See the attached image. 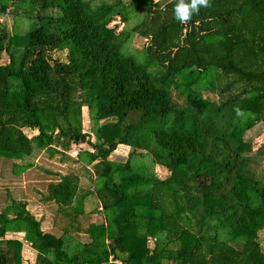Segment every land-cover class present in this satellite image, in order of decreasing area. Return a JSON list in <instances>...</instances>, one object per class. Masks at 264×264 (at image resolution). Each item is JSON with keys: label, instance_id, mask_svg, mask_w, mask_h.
Here are the masks:
<instances>
[{"label": "trees", "instance_id": "trees-1", "mask_svg": "<svg viewBox=\"0 0 264 264\" xmlns=\"http://www.w3.org/2000/svg\"><path fill=\"white\" fill-rule=\"evenodd\" d=\"M22 1L0 0V157L19 176L42 149L86 143L76 158L97 182L77 196L79 174L60 177L44 198L56 213L38 217L4 177L0 264H22L23 242L32 264H264V143L247 138L264 123V0H210L186 24L177 0ZM145 5L116 35L107 27ZM19 10L28 30L7 32ZM133 34L146 41L139 52L127 49ZM119 145L123 162L109 159H122ZM89 194L100 223L83 208Z\"/></svg>", "mask_w": 264, "mask_h": 264}, {"label": "rangeland", "instance_id": "rangeland-1", "mask_svg": "<svg viewBox=\"0 0 264 264\" xmlns=\"http://www.w3.org/2000/svg\"><path fill=\"white\" fill-rule=\"evenodd\" d=\"M101 0H96V3H98ZM155 0H152V2ZM166 1V0H161ZM15 2V1H14ZM18 6L20 8H23L26 6V2H23L22 0H16ZM124 3H127L126 0H124ZM146 5L143 7H140L136 12L132 11L131 9L128 10V24H126L119 15H115L111 17L107 22V27H109L110 31L113 34H117L118 31L122 28H125L135 22H137L142 15L145 13ZM8 19V20H7ZM6 19V30L7 32L13 33H24L28 30L31 19L29 16L25 15L23 12L19 10L18 15L9 16ZM145 39H143L141 36L133 34L130 38L129 44H127V49L129 51H141L143 50L145 46ZM53 57H57L59 59L64 57V53L61 54H53ZM138 60L142 61L140 55L138 54ZM7 61V57L4 54H1L0 62L5 63ZM207 93V92H206ZM205 96H209L211 98H216L215 94L207 93ZM81 114H82V129L86 132L89 131L91 125L93 124L91 119V112L85 107L82 106L81 108ZM251 133L247 136V138L250 140L252 147L254 149L258 148L259 145L264 143V123L259 122L256 123L252 129ZM24 132L30 136L36 133V130H28L24 129ZM92 140V139H91ZM126 146V145H125ZM124 145H119L117 149L122 150ZM87 149L88 145L86 143L81 144H70L69 149L63 153H49L47 149L40 150L37 154H34L33 156H30L27 158V161L32 164L31 167L21 171L19 176H11V166L10 163L5 161V158L0 157V168L2 167V176L1 178V184H0V201L1 198L5 199L4 201L9 202L10 198L6 197V192L4 188L5 180L4 177H7L9 180V194L11 197H13L16 200L23 199L28 201V208L31 212L35 213L38 217L42 216L43 214L47 216L48 215H54L57 208V203L52 200H45V196L49 195V184L51 183H58L60 177L69 175H75L76 173L79 174L78 183L80 191L77 194L80 195L84 192V188L92 189L94 188V184L97 182V178H93L92 183H88L85 177L82 176V173L80 172L81 168L78 163V161H75L76 152L79 149ZM125 154L121 158L117 157V155H112L109 157V159L117 162H123L124 156L126 155L128 148L126 146ZM146 167V164L148 162L147 156L144 155V157H141L139 159ZM17 163L20 161L15 160ZM150 169H153L155 175L158 177H162L165 174L164 168L161 166L155 165L151 166L148 165ZM261 167V166H260ZM261 168L258 167L256 169V172L258 173ZM91 190V191H92ZM89 190V193L91 192ZM2 196V197H1ZM6 197V198H4ZM83 208L88 212L90 221L93 223H100L102 220V212L99 208V204L97 205V201L95 198L92 197V195H83ZM77 198L74 197V199L71 200V203H76ZM6 202V203H7ZM6 204H2L0 202V209L4 207ZM43 215V216H44ZM45 230L51 231V233H57L56 229H53L51 226H45ZM59 233V232H58ZM77 238L80 241L85 240L84 234H78ZM160 245L164 247H172L177 248L178 243H169L161 239ZM148 244H151V240H148ZM35 256V251L29 246L27 242H23V246L21 248V263L22 264H32Z\"/></svg>", "mask_w": 264, "mask_h": 264}, {"label": "clouds", "instance_id": "clouds-1", "mask_svg": "<svg viewBox=\"0 0 264 264\" xmlns=\"http://www.w3.org/2000/svg\"><path fill=\"white\" fill-rule=\"evenodd\" d=\"M211 7L210 0H177L174 16L181 24L188 23L193 15H198L201 8Z\"/></svg>", "mask_w": 264, "mask_h": 264}, {"label": "crops", "instance_id": "crops-1", "mask_svg": "<svg viewBox=\"0 0 264 264\" xmlns=\"http://www.w3.org/2000/svg\"><path fill=\"white\" fill-rule=\"evenodd\" d=\"M126 151V146L124 145V147L122 148V150L119 149V154H124ZM75 161H77V158L75 157ZM78 163L80 164V162L78 161Z\"/></svg>", "mask_w": 264, "mask_h": 264}]
</instances>
